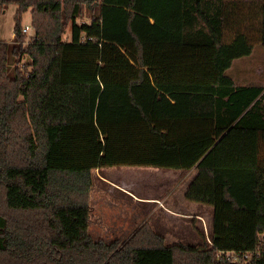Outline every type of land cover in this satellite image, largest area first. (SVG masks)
<instances>
[{
    "label": "trees",
    "instance_id": "obj_1",
    "mask_svg": "<svg viewBox=\"0 0 264 264\" xmlns=\"http://www.w3.org/2000/svg\"><path fill=\"white\" fill-rule=\"evenodd\" d=\"M11 5L0 264H264V85L229 75L264 47V0H0V14ZM122 166L195 171L185 199L213 208L210 239L166 246L147 224L94 239V173Z\"/></svg>",
    "mask_w": 264,
    "mask_h": 264
},
{
    "label": "rangeland",
    "instance_id": "obj_2",
    "mask_svg": "<svg viewBox=\"0 0 264 264\" xmlns=\"http://www.w3.org/2000/svg\"><path fill=\"white\" fill-rule=\"evenodd\" d=\"M16 12L17 7L11 5L0 14V41L14 40ZM31 21V13H26L22 26H31ZM64 39H71L70 29ZM229 75L237 85H264V47L258 46L250 57L236 61ZM195 175V171L131 166L96 171L90 199V235L106 242L127 241L147 224L164 237L166 246L200 245L199 233L210 239L213 208L185 199ZM157 201L164 202L166 209Z\"/></svg>",
    "mask_w": 264,
    "mask_h": 264
},
{
    "label": "built area",
    "instance_id": "obj_3",
    "mask_svg": "<svg viewBox=\"0 0 264 264\" xmlns=\"http://www.w3.org/2000/svg\"><path fill=\"white\" fill-rule=\"evenodd\" d=\"M32 32H33V30H32L31 26H27V27L23 28V34H25V35H32ZM156 204L161 208H165L164 204L160 201H157ZM248 257H249V255L244 256L245 259H247ZM232 260L237 261V258L234 257V258H232Z\"/></svg>",
    "mask_w": 264,
    "mask_h": 264
},
{
    "label": "crops",
    "instance_id": "obj_4",
    "mask_svg": "<svg viewBox=\"0 0 264 264\" xmlns=\"http://www.w3.org/2000/svg\"><path fill=\"white\" fill-rule=\"evenodd\" d=\"M191 172H193V171H191ZM144 199H141L140 200V198H138V201H140V202H142ZM163 204H164V202H162ZM161 208V207H160ZM163 209H166V208H163ZM169 211V210H168ZM199 219H201V218H199ZM202 220V219H201Z\"/></svg>",
    "mask_w": 264,
    "mask_h": 264
}]
</instances>
